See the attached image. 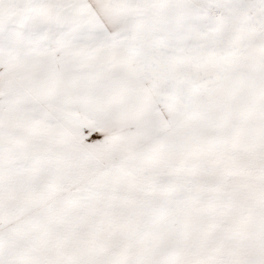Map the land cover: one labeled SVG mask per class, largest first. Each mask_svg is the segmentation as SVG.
<instances>
[{"label": "snow or ice", "instance_id": "snow-or-ice-1", "mask_svg": "<svg viewBox=\"0 0 264 264\" xmlns=\"http://www.w3.org/2000/svg\"><path fill=\"white\" fill-rule=\"evenodd\" d=\"M0 264H264V0H0Z\"/></svg>", "mask_w": 264, "mask_h": 264}]
</instances>
